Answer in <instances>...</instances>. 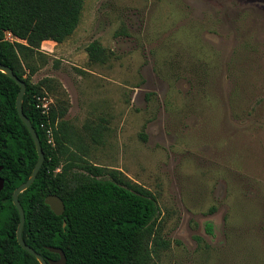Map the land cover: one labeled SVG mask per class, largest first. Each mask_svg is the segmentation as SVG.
Returning a JSON list of instances; mask_svg holds the SVG:
<instances>
[{
  "label": "rangeland",
  "instance_id": "obj_1",
  "mask_svg": "<svg viewBox=\"0 0 264 264\" xmlns=\"http://www.w3.org/2000/svg\"><path fill=\"white\" fill-rule=\"evenodd\" d=\"M46 42L32 82L53 80L76 129L105 128L91 165L153 194L155 263L264 264V0H84Z\"/></svg>",
  "mask_w": 264,
  "mask_h": 264
},
{
  "label": "trees",
  "instance_id": "obj_2",
  "mask_svg": "<svg viewBox=\"0 0 264 264\" xmlns=\"http://www.w3.org/2000/svg\"><path fill=\"white\" fill-rule=\"evenodd\" d=\"M83 8L84 0H0V64L26 85L23 114L44 154L35 181L19 195L25 214L22 239L45 260L59 258L48 247L61 250L66 264H156L155 247L163 241L155 232L160 214L155 197L120 171L91 165L86 159L89 144L102 143V124L76 129L65 119L70 104L63 101L53 104L47 117L36 108V99L45 96L43 86L50 83L56 90L53 80L32 82L37 64L46 63L41 44L67 40L79 26ZM86 53L92 64L103 65L110 58L97 41L87 46ZM18 92L19 87L0 72V177L4 180L0 264H38L16 240L19 215L12 194L27 181L37 161L33 140L16 111ZM47 128L52 130V143ZM49 195L62 200L61 216L45 205Z\"/></svg>",
  "mask_w": 264,
  "mask_h": 264
},
{
  "label": "water",
  "instance_id": "obj_3",
  "mask_svg": "<svg viewBox=\"0 0 264 264\" xmlns=\"http://www.w3.org/2000/svg\"><path fill=\"white\" fill-rule=\"evenodd\" d=\"M0 72L3 73L4 75L8 76L18 87H19V92L16 98V102H15V106H16V111L18 114L19 119L22 121V123L24 124V126L26 127L28 133L30 134L34 146H35V150L37 153V161L35 163V166L29 176V178L27 179L26 182H24L23 184H21L18 188H16L12 194V204L15 207L18 215H19V223L16 229V240L18 245L21 247L22 250L26 251L28 254H30L33 258L36 259V261L38 262V264H66V258L64 253L56 248H50L48 247L47 250L51 253L57 254L58 255V259L55 261L52 260H45L40 254L36 253L32 248H30L29 246H27L23 239H22V231H23V227L25 224V214L23 211L22 206L20 205L19 202V195L24 192L25 190H27L35 181L36 176L40 170V168L42 167V164L44 162V154L38 139V136L36 134L35 129L32 127L31 123L29 122V120L27 119V117L23 114V109H22V102H23V97L24 94L26 92V85L23 81L19 80L14 73L12 72V70L10 68H8L7 66L1 65L0 64ZM1 167H0V171H1ZM4 186V180L0 177V192L2 191ZM45 205H47L51 212L55 215V216H61L64 212V205L62 200L54 195H49L45 198L44 201ZM65 224H63L64 226Z\"/></svg>",
  "mask_w": 264,
  "mask_h": 264
},
{
  "label": "built area",
  "instance_id": "obj_4",
  "mask_svg": "<svg viewBox=\"0 0 264 264\" xmlns=\"http://www.w3.org/2000/svg\"><path fill=\"white\" fill-rule=\"evenodd\" d=\"M7 39L13 41V38L9 34L7 35ZM36 102H37L36 108L40 110L42 115L47 117L50 113L51 107L53 106V101L47 96H43V97H38L36 99ZM41 128H44L43 124L41 125ZM46 133H47L48 142L52 143L53 139H52L51 128H47Z\"/></svg>",
  "mask_w": 264,
  "mask_h": 264
},
{
  "label": "crops",
  "instance_id": "obj_5",
  "mask_svg": "<svg viewBox=\"0 0 264 264\" xmlns=\"http://www.w3.org/2000/svg\"><path fill=\"white\" fill-rule=\"evenodd\" d=\"M45 43H48V42H45Z\"/></svg>",
  "mask_w": 264,
  "mask_h": 264
}]
</instances>
